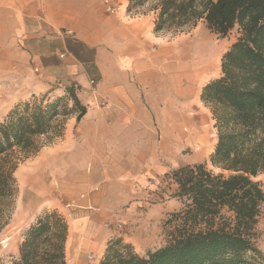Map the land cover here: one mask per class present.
Masks as SVG:
<instances>
[{"label": "crops", "instance_id": "0c3cea01", "mask_svg": "<svg viewBox=\"0 0 264 264\" xmlns=\"http://www.w3.org/2000/svg\"><path fill=\"white\" fill-rule=\"evenodd\" d=\"M107 3L0 0L5 51L37 69L39 90L74 84L86 106L33 156L24 180L67 222L65 264H99L115 237L137 252L139 229L177 206L170 173L210 164L216 142L200 95L230 44L211 42L203 21L181 36L154 33V12L129 14L127 0L110 12ZM149 189L162 198L147 202Z\"/></svg>", "mask_w": 264, "mask_h": 264}, {"label": "trees", "instance_id": "16d2710c", "mask_svg": "<svg viewBox=\"0 0 264 264\" xmlns=\"http://www.w3.org/2000/svg\"><path fill=\"white\" fill-rule=\"evenodd\" d=\"M126 12H154V33L176 35L203 21L221 37L236 28L238 37L222 56L220 76L200 95L216 130L210 167L184 165L169 175L186 202L180 226L145 255L115 237L99 264H261L256 224L264 192L253 177L264 173V0H127ZM77 92L71 84L62 95L18 102L0 123V229L19 191V164L61 137L70 116L86 112ZM66 238L64 217L45 210L18 258L0 264H65Z\"/></svg>", "mask_w": 264, "mask_h": 264}, {"label": "rangeland", "instance_id": "374dc122", "mask_svg": "<svg viewBox=\"0 0 264 264\" xmlns=\"http://www.w3.org/2000/svg\"><path fill=\"white\" fill-rule=\"evenodd\" d=\"M124 1L125 0H115L112 2L108 0V3L105 4L106 10L110 6L112 9L110 12H114L119 9ZM198 25V28L205 31V34L213 43L222 42L225 43V45H231L238 37V31L236 28L225 37H221L210 31L205 25H202L201 23ZM165 34L170 37L172 36L169 33ZM177 35L181 36L183 34L178 33ZM5 39V36L0 35V123L18 102L31 100L33 96L37 98H53L64 93L57 91V88H61L58 85L48 87L47 89L44 87L39 90L37 88L39 80L37 69L29 62H26V58L24 59V62L16 58V52L5 51V46L3 44ZM210 137H212L210 144H213L214 139L216 138V133L215 136ZM32 165L33 156L19 164L14 174L19 191L12 202L11 211L9 212L4 225L0 229L1 262L10 263V261L18 258L19 246L23 241L28 228L34 223L38 216H40L45 210H49L45 206H42L39 194L33 192L30 187L25 185L24 180L26 179V175L31 171ZM207 165L210 167L208 161ZM214 171L218 172L217 169H214ZM166 178L168 177H165L164 179ZM253 180L260 184L264 192V173H260L253 177ZM170 183L171 182L165 185V188L170 190L168 196H178L177 184L173 182L176 184V188L174 187V189H171V187H169ZM161 191L162 188L160 192ZM179 198L177 199L176 208H173L172 211L167 212L163 217L157 220L152 218L148 227L141 228L143 229V232L139 229L138 238L141 247L136 253L139 255H145L149 251L164 246L172 238L173 233H175V230L181 224L179 220V212L186 204L185 199L180 198L181 200L179 201ZM150 203H156V201ZM256 233V246L260 251L259 261L261 264H264V206L262 207L261 215L256 224Z\"/></svg>", "mask_w": 264, "mask_h": 264}, {"label": "built area", "instance_id": "2783aa9c", "mask_svg": "<svg viewBox=\"0 0 264 264\" xmlns=\"http://www.w3.org/2000/svg\"><path fill=\"white\" fill-rule=\"evenodd\" d=\"M108 10L109 11H112L111 7L109 6L108 7ZM156 181V183L160 184V181L159 180H154ZM145 200L147 202H155V201H158L159 199H161V196H160V192H156V189H149L145 192V196H144ZM116 227L117 228H121L122 227V224L121 223H117L116 224Z\"/></svg>", "mask_w": 264, "mask_h": 264}]
</instances>
